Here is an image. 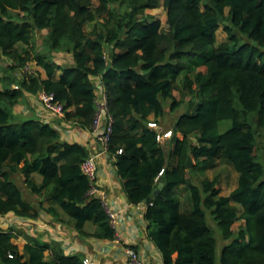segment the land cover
Here are the masks:
<instances>
[{
    "label": "trees",
    "instance_id": "1",
    "mask_svg": "<svg viewBox=\"0 0 264 264\" xmlns=\"http://www.w3.org/2000/svg\"><path fill=\"white\" fill-rule=\"evenodd\" d=\"M160 5L165 25L146 12ZM220 26L228 38L216 45ZM44 29L39 48L36 33ZM55 51L71 53L73 61L60 63ZM0 52L13 60L0 75V214L36 218L42 205L54 214L58 205L80 233L115 237L110 214L100 194L89 193L81 168L89 149L63 139L49 121L15 111L27 92H53L65 119L92 127L99 77L112 118L108 151L127 199L150 197L144 216L163 264H264V0H0ZM30 61L46 76L13 75ZM178 79L190 95L186 102L174 94ZM166 104L186 109L168 127L173 134L160 141L148 121L153 115L159 124ZM223 119L232 125L220 131ZM220 159L238 172L228 194L216 178L199 184L191 178ZM18 173L49 203L39 199L37 206L25 197ZM181 185L191 191L189 211L176 196ZM206 209L225 240L219 255ZM89 223L92 232L85 229ZM13 227L0 228V264H86L82 251L68 253L56 239L27 235L21 250Z\"/></svg>",
    "mask_w": 264,
    "mask_h": 264
},
{
    "label": "crops",
    "instance_id": "2",
    "mask_svg": "<svg viewBox=\"0 0 264 264\" xmlns=\"http://www.w3.org/2000/svg\"><path fill=\"white\" fill-rule=\"evenodd\" d=\"M57 72L56 77L58 78L62 70H57ZM42 75L45 77L46 73L44 72ZM95 81L96 92L99 96L103 88L99 77H96ZM39 93L27 92L15 106V111L24 118L36 116L44 121H49L61 131L63 139L78 141L89 149L90 154L98 155L99 170L96 183L99 191L97 193L100 194L107 211L111 210L116 214L115 219L111 220L116 229V235L114 238H99L80 233L72 224L68 214L57 206L54 208L55 214L49 213L45 209L49 214L45 221L40 216L41 212L36 218L17 215L12 211L4 213L6 218L13 219L11 224L14 225L13 230L17 231V237H24V243L27 241V235H35L45 240H59L66 252L82 251L85 258L94 264H163L162 253L149 235V222L144 216L148 204L147 199L139 203H132L127 199L114 164L115 156L108 150H104L103 143L95 137L93 125L84 128L72 119L67 120L64 117L53 116L44 107ZM153 117L151 115L150 119ZM18 174L24 179L21 173ZM40 179L39 175V179L36 180ZM190 203L192 205V201ZM36 204L39 206L38 203ZM189 205L185 209H181L189 211L192 209V206L189 208ZM32 223L34 227L31 226ZM85 229L87 232H92L95 225L89 223ZM128 246L135 249L141 263L135 262L126 254L125 249Z\"/></svg>",
    "mask_w": 264,
    "mask_h": 264
},
{
    "label": "rangeland",
    "instance_id": "3",
    "mask_svg": "<svg viewBox=\"0 0 264 264\" xmlns=\"http://www.w3.org/2000/svg\"><path fill=\"white\" fill-rule=\"evenodd\" d=\"M146 12L150 13L155 18L161 19L162 24L165 25L166 10L163 8L162 5H160L159 7H155V8H149L146 10ZM91 25H92V23L87 24L86 29H89L91 27ZM46 33H47L46 29H44L42 31H37V33H36V43H37L39 48H43L42 42H43V39H44V36L46 35ZM227 38H228L227 33L225 32L223 27L220 26V28H218V30H217L216 45L227 40ZM20 47L21 46H19V48ZM20 49H22V47ZM106 49L109 52L110 47L107 46ZM53 55H54L55 59H57L60 63H63V64H69L73 61L72 54L69 52H57V51H55ZM12 61L13 60L9 55H5V54L0 52V75H3L4 73L7 72L5 66H7V64L11 63ZM27 71L28 70H27L26 66H24V67L19 66L18 69H16L13 72V75L15 77L21 78L23 75L28 73ZM35 71H40L41 73L45 72L44 68L41 67L40 65L36 64L35 61H30L29 62V72H35ZM13 87H16V84H14ZM174 94L178 99L181 97H184L185 102L190 98V95L183 93L182 84H181L180 79H178L176 82V88L174 89ZM185 109H186V104L179 106L175 110H170L169 105L166 104L165 105V113L160 118V122H159L160 129H166L168 127H172L176 118L181 113H183L185 111ZM231 125H232L231 119H223L222 121H220L219 130L225 131ZM191 139H192V141L197 142V135L196 134L191 135ZM261 144H262V141L260 142L259 151L263 154V158H264V145L261 146ZM170 145H171V143H169L167 141L165 147L169 148ZM192 161L194 162L193 159H192ZM206 176L209 178H216L217 179L218 186L221 188V194H228L235 187V185L237 184V180H238V177H237L238 172L235 170L232 163L228 162L227 160H223V159L218 160L215 165L207 168L204 172H197L195 174L193 173L191 178L193 179L194 182L199 184L200 180ZM14 177H15L16 182L22 187L25 197L35 201L36 203L39 202V199H41L45 203H49V201H47L45 199V196H41V198H40L36 193H31L30 192L31 190L23 182V179L19 176V174H16ZM34 177H35V179H39V175L37 173L34 175ZM176 196H178L180 199V207L182 209H185L188 206V204H190L189 208L192 206L190 203V201H192L191 191L185 185H181L176 189ZM192 208H193V206H192ZM206 211H207V216H208L209 222L217 230L218 255H219L221 248H222L223 244L225 243V240L221 237V234L217 228L216 222L213 220L209 209H206ZM40 212L42 213V214H40L42 220L45 221L49 214H47V212L45 211L44 205H42L40 207ZM8 219H10V218H8ZM3 220L4 219L3 218L1 219V216H0V228L11 229L13 227V224H11L9 222L5 223V221H3ZM238 223H239V221L236 222V228H238ZM31 226L34 227V224L32 223ZM13 240L19 245L20 249L22 250L23 245H24V237H17V238H14ZM45 253H46V256H48V251H45ZM218 264H221V263L218 262Z\"/></svg>",
    "mask_w": 264,
    "mask_h": 264
},
{
    "label": "built area",
    "instance_id": "4",
    "mask_svg": "<svg viewBox=\"0 0 264 264\" xmlns=\"http://www.w3.org/2000/svg\"><path fill=\"white\" fill-rule=\"evenodd\" d=\"M27 72H29V63L26 65ZM18 87V85H16ZM100 90V89H99ZM39 97L41 102L43 103L44 107L51 112L53 116H60L64 117L65 115V108L64 104L55 99V93L53 92H46V91H40ZM97 112L93 121L94 126V133L95 137L103 143L104 150H108V141L110 138V134L112 132V118L111 115L108 113V107H107V96L104 90L102 91L101 95H97ZM149 126L152 128H155L157 132V138L160 141H164L168 139L172 134L173 131L171 128L168 129H160L159 124L154 120L148 121ZM123 149L119 148L118 152H122ZM97 154L92 153L89 154L81 163V168L84 173H86L90 178V190L89 193H96L99 191V187L96 183L97 176H98V160H97ZM163 170L160 171L159 174H161ZM111 220L115 219V213L113 211H109ZM1 219L3 218L5 223H12L13 219H8L4 216V214H0ZM6 230H9V228H5ZM126 254L131 257L135 262L141 263L140 260H138V253L135 251V249L131 246L126 247L125 249ZM86 264H94V262L89 261L88 258H85Z\"/></svg>",
    "mask_w": 264,
    "mask_h": 264
},
{
    "label": "water",
    "instance_id": "5",
    "mask_svg": "<svg viewBox=\"0 0 264 264\" xmlns=\"http://www.w3.org/2000/svg\"><path fill=\"white\" fill-rule=\"evenodd\" d=\"M192 164H193L192 157L189 155L188 160H187V165L191 166ZM162 186H163V182H160L158 187L155 189L154 192L155 193L158 192L161 189ZM147 202L148 203L150 202V197L147 198Z\"/></svg>",
    "mask_w": 264,
    "mask_h": 264
}]
</instances>
